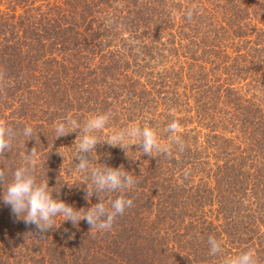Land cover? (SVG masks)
<instances>
[{"label":"trees","instance_id":"trees-1","mask_svg":"<svg viewBox=\"0 0 264 264\" xmlns=\"http://www.w3.org/2000/svg\"><path fill=\"white\" fill-rule=\"evenodd\" d=\"M99 114L88 158L136 176L133 207L107 231L56 217L41 236L0 199V264H222L249 249L264 264V0H0V121L33 127L37 181L76 210L99 200L75 166L78 130L54 126ZM133 124L168 152L103 142ZM23 155L17 136L0 157L7 179Z\"/></svg>","mask_w":264,"mask_h":264},{"label":"clouds","instance_id":"clouds-1","mask_svg":"<svg viewBox=\"0 0 264 264\" xmlns=\"http://www.w3.org/2000/svg\"><path fill=\"white\" fill-rule=\"evenodd\" d=\"M193 12L188 10L187 19H192ZM109 122V114L92 115L83 124L68 118L55 123V138L66 136L72 132H77L75 139L76 153L74 158L79 161L75 164L80 173H84L88 181L85 199L95 194L99 200L98 203L91 205L87 209L76 210L73 206L60 199H54L52 193L57 191L48 186L47 180L38 182L34 174L37 164V151L34 147L31 151L25 148V141L29 139L39 140L33 127L24 126L19 132L0 121V157H3L6 151L12 148L13 141L17 136L24 137V155L23 165L15 168L11 172V179L6 178V172L0 168V199L7 206H10L12 214L23 220L26 224L36 227L38 233L43 236L44 233L56 227L55 218L62 217L63 221H70L73 225H78L81 220L87 222L90 231L110 230L118 216L124 214L126 209L133 207V200L125 196L126 190H131L137 185L136 176L125 171L123 166L113 168L104 164H96L89 160L98 159L95 154V147L101 143L98 132L104 130ZM180 124L176 120L168 123L165 131L170 133L171 140L178 146V151L185 149L182 138L176 133L180 129ZM109 146L125 149L132 145L140 146L141 153L150 157L153 152L167 153L169 147L161 145L158 142L157 134L150 126H139L133 124L112 132L106 138ZM95 154L96 159H93ZM58 192V191H57ZM119 192L115 199H108L107 204L100 198L101 193ZM209 254L215 256L221 251V245L216 238H208ZM222 264H259L253 250L241 252L240 254L225 258Z\"/></svg>","mask_w":264,"mask_h":264}]
</instances>
